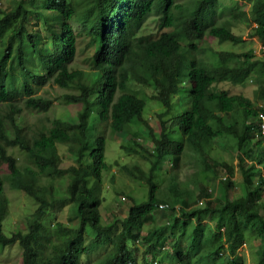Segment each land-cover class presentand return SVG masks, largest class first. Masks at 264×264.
<instances>
[{
	"label": "trees",
	"instance_id": "trees-1",
	"mask_svg": "<svg viewBox=\"0 0 264 264\" xmlns=\"http://www.w3.org/2000/svg\"><path fill=\"white\" fill-rule=\"evenodd\" d=\"M241 1L247 9L223 0H16L0 7V243L17 241L23 264H85L95 249L94 264H156L163 243L172 264H241L238 248L253 231L256 264H264V55L205 43L242 42L233 29L242 24L264 45V0ZM150 16L158 18L156 35L140 31ZM79 41L90 50L84 63L74 61ZM249 79L254 99L227 87ZM46 84L62 87L59 103L75 110L35 126L29 116L45 114L56 99L38 92ZM134 123L147 134L131 131ZM125 132L131 141L121 147L147 163L125 164V172L146 192L128 195L127 213L104 221L107 137ZM212 143L236 154L239 180L228 172L231 162L211 154ZM14 148L23 152L20 161ZM61 149L72 159L66 166ZM189 157L196 170L182 179ZM5 182L37 201L10 234L3 231ZM56 205L71 214L48 224L43 217Z\"/></svg>",
	"mask_w": 264,
	"mask_h": 264
},
{
	"label": "rangeland",
	"instance_id": "rangeland-1",
	"mask_svg": "<svg viewBox=\"0 0 264 264\" xmlns=\"http://www.w3.org/2000/svg\"><path fill=\"white\" fill-rule=\"evenodd\" d=\"M16 0H0V7H9L11 3ZM228 4H241L246 9L249 6V3H246L241 0H223ZM205 16L211 15L210 9L204 11ZM157 16L148 17L143 25L141 26L140 31L142 33H149L156 35L157 31ZM75 25H79V21L74 22ZM234 31L238 34H241L244 40L238 43H231L228 40L224 42H218L214 38H206L205 43L210 44L214 48H231L236 51H242L246 49H252L258 56L264 55V45L261 41L253 36H249L248 28L242 24L236 25ZM90 54V50L79 41L78 50L75 57L76 63H84L85 58ZM227 87L231 92L234 91H243L251 99H254V89L256 87V82L253 80H247L241 85H232L227 84ZM39 93L46 94L47 96L56 98L54 100L51 108L47 110L45 114L41 115H31L29 120L35 125L40 126L41 122L48 123V120L52 117H63L67 114L74 113L75 108L73 106H66L59 103V96L64 92V89L57 84H46L43 88L39 89ZM46 117L49 119L47 120ZM46 120V121H45ZM240 124L242 119L239 118ZM141 131L145 135L147 134V129L141 124L134 123L132 124L131 131ZM125 138V141H123ZM131 141L129 134L125 132L123 135H108L105 151V160L109 164V170L103 174V201L101 203V214L104 221L111 220L116 213L122 212L123 214L127 213V207L130 203L128 195L134 197H142L146 192V185L141 180L127 174L125 172V167L123 165H131L132 163H138L144 169L147 168V163L141 158L139 154L133 153L132 151H124L121 147L122 142ZM143 143H148V138H142ZM211 154L215 155L220 159H225L228 162H231L233 165L232 168L228 170L232 178L236 181L240 179V173L237 168L238 159L235 153H231L227 148H220L217 144L212 143L210 148ZM18 157L20 161L23 156V152L14 148L12 150ZM62 162L61 164L66 166L72 162V159L66 156L62 149ZM249 161V159H247ZM196 170V165L193 163V158L189 157L188 162L182 166L180 176L184 179L190 173ZM0 171L3 173L6 171V165L4 163L0 164ZM221 174H225L224 171ZM67 177V176H66ZM63 184V182H62ZM65 184V183H64ZM241 185L237 182L236 191H240ZM65 190V187H60L59 191L62 192ZM5 194L7 196L9 206L8 214L3 219V231L6 234H10L11 231L16 227H24L25 217L29 215L37 205V201L23 192L19 188L9 186L8 182H5L4 187ZM235 191V192H236ZM264 198V194H263ZM71 214V211L68 205H56L52 208H49L46 212V216L43 217V221L48 224H52L56 220L67 221L68 215ZM156 218L158 222H161V219L157 215ZM155 221V220H154ZM155 221V222H157ZM145 228L143 232H145ZM248 239L238 248V262L241 264H256V249L258 248L260 238L257 235V232H252L247 234ZM169 243V242H167ZM164 246L160 250V254L156 259V264H172L169 256L170 248L165 246L166 243H163ZM96 250V249H95ZM91 251L89 254L83 257V262L85 264H94L98 255V249ZM143 251V246H138L137 255L141 258V253ZM0 263L1 264H23L22 262V247L17 241H13L7 244L0 243ZM138 264H143L138 262Z\"/></svg>",
	"mask_w": 264,
	"mask_h": 264
},
{
	"label": "built area",
	"instance_id": "built-area-1",
	"mask_svg": "<svg viewBox=\"0 0 264 264\" xmlns=\"http://www.w3.org/2000/svg\"><path fill=\"white\" fill-rule=\"evenodd\" d=\"M262 119L264 120V114H262ZM261 131L264 136V123H261Z\"/></svg>",
	"mask_w": 264,
	"mask_h": 264
}]
</instances>
